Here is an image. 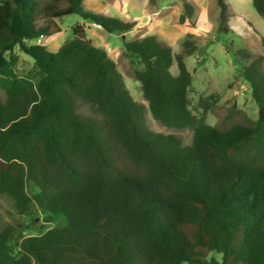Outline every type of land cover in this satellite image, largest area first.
<instances>
[{
  "label": "trees",
  "instance_id": "1",
  "mask_svg": "<svg viewBox=\"0 0 264 264\" xmlns=\"http://www.w3.org/2000/svg\"><path fill=\"white\" fill-rule=\"evenodd\" d=\"M83 1L0 0V195L19 215L35 209L52 217L47 223L65 219L15 248L12 238L26 228L5 227L0 264H207L211 252L221 264H264L263 56L235 53L257 115L220 128L206 124L213 95L199 99L197 114L190 109L193 35L176 52L156 35L123 42L141 65L134 76L151 117L192 131L183 145L148 129L144 106L83 24L56 52L30 43L60 32L71 15L106 33L132 29ZM213 1L226 33L225 0ZM252 6L264 20V0ZM193 13L183 1L179 22ZM16 47L35 77L16 75Z\"/></svg>",
  "mask_w": 264,
  "mask_h": 264
},
{
  "label": "rangeland",
  "instance_id": "2",
  "mask_svg": "<svg viewBox=\"0 0 264 264\" xmlns=\"http://www.w3.org/2000/svg\"><path fill=\"white\" fill-rule=\"evenodd\" d=\"M183 1L193 6L194 13L181 24L179 16ZM225 3L228 15L221 28H226L227 32L222 33L218 31L219 11L213 0H84L82 6L85 10L133 22L132 29L125 34L106 33L95 24L71 15L59 21L60 32L44 36L40 42L35 40L30 43L44 46L49 52H56L72 38L73 26L83 24L87 38L93 46L103 49L115 63L132 99L144 106L148 129L162 135L178 136L183 145H188L192 139L191 130L169 129L151 117L140 84L134 76L135 71L141 69V65L135 57L125 52L123 42L156 35L176 52L180 42L188 34L193 35L198 41V50L185 59L191 74L188 95L191 111L195 114L200 112L196 110L199 99H207L213 95L214 103L207 113V125L223 128L246 118L254 119L257 107L251 99L247 83L241 77V65L236 62L235 53L248 50L264 58V47L261 44L264 20L253 9L252 0H225ZM13 55L17 61V76H36L33 61L28 56L17 47L14 48ZM171 71L176 73L174 67ZM4 98L5 95L0 90V99ZM28 191L37 193L31 185L28 186ZM0 215V231L9 225L26 228L12 238V248L23 237L38 235L49 228L65 225L62 216H53L52 223H47L52 217L35 209L27 214H17L12 201L6 195H0ZM206 260L207 264H221V256L214 252L209 253Z\"/></svg>",
  "mask_w": 264,
  "mask_h": 264
},
{
  "label": "built area",
  "instance_id": "3",
  "mask_svg": "<svg viewBox=\"0 0 264 264\" xmlns=\"http://www.w3.org/2000/svg\"><path fill=\"white\" fill-rule=\"evenodd\" d=\"M42 38H44V37H43V36H40V37L37 38L36 40H37L38 42H40Z\"/></svg>",
  "mask_w": 264,
  "mask_h": 264
}]
</instances>
